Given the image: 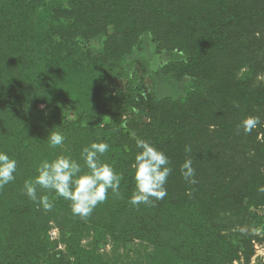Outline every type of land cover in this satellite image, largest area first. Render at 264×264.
I'll return each instance as SVG.
<instances>
[{
    "label": "rangeland",
    "instance_id": "1",
    "mask_svg": "<svg viewBox=\"0 0 264 264\" xmlns=\"http://www.w3.org/2000/svg\"><path fill=\"white\" fill-rule=\"evenodd\" d=\"M34 1L40 0H12L3 19L5 24L16 26L14 8L25 10L27 4ZM91 1L84 0V7ZM201 6L210 11L208 31L211 34L217 33V24H220L215 21L217 6L207 0ZM112 17L115 19L117 16ZM126 26L127 22L118 25V29L115 25L109 26V34H115ZM86 27L85 22L78 26L73 18L64 20L61 32L53 33L48 40L51 42L49 46L52 43H63L61 47L66 55L80 56L84 69L77 74L73 70L71 76L64 78L62 89L71 103L54 100L50 101L49 106L40 105L37 108L44 113V117L39 116V121L46 118L48 123L51 116L59 114L60 120L67 127L66 137L75 141L76 137L80 138L83 147H86L92 142H105L110 126V118L105 113L116 110L125 128V136L119 141L114 138V145L118 147L120 142L124 146L129 170H133L135 155L139 151L133 134L163 151L169 158L172 172L164 186L167 195L162 200L154 201L161 204L157 209L163 208L162 212L157 213L158 228L155 227L159 238H154L152 234L142 235L141 238L125 237L124 232H127L129 226H138V213L134 210L122 211L125 202L122 191L119 197L109 191L104 206L98 204L86 219L73 215L71 202L67 200L62 205L53 203L52 209L45 211L24 191L25 181L33 179L37 175L36 171L30 179L19 178L20 185L13 192L19 205L16 226L12 232L14 237L24 238V243L31 245L32 234L37 235L47 227L46 239L52 246L51 252L68 255L71 230H75L78 247L91 251L98 264H151L152 257L157 253V248H162L159 247L162 243L178 246L200 240L211 242L222 252H227L222 259L223 264H264V192L258 190L259 186H264V32L254 33L249 41L236 38L232 43L223 42L205 49L202 47L203 53L199 57L192 53L185 54L184 58L189 62L185 68L176 71L183 74L201 66V74H205L207 80L201 97L192 98L188 106H176L158 102L152 96L147 97L145 94L153 85L149 79L145 82L148 91L144 94L136 87L101 78L90 70L87 59L102 62L119 55L131 47L135 35L130 33L128 41L117 37L111 40L107 36H94ZM132 30L136 31L134 28ZM64 34L67 41L63 38ZM36 35L32 37L35 45L30 54L34 62L48 48L42 46L47 43V38ZM8 37L14 40L12 31ZM241 43L244 44L241 54L232 56ZM4 50L5 46L0 44V56H10L3 53ZM192 57L196 60L201 58L199 64L192 65ZM10 67L5 60L0 59L1 74H9ZM75 104L81 108L96 104L104 116L94 121H80ZM248 117H258L260 123L246 133L241 127V121ZM29 127L32 128V125ZM24 143L25 140L20 141V145ZM45 143L49 146L47 139L35 135L32 150L25 155L26 167L41 161ZM185 146H190L191 152H185ZM57 148L62 152L67 151L68 145L63 144ZM21 152L17 146L10 157H17ZM55 153L52 149V154ZM103 158L104 154L100 157L102 162ZM186 159L192 160V167L196 170V184L186 182L181 176L180 168ZM21 162L19 158L17 174L23 171ZM52 193L46 189H37L38 196ZM3 195L7 196L8 190ZM193 200L199 202L196 211L181 206ZM193 216L209 218L214 233L207 237L200 221L190 226ZM116 217H119L116 234L112 236L104 232L99 237L98 225L108 224ZM185 223L189 224L188 227H185ZM239 237L243 240V246L235 251L230 244ZM31 247L39 252L33 245Z\"/></svg>",
    "mask_w": 264,
    "mask_h": 264
},
{
    "label": "trees",
    "instance_id": "2",
    "mask_svg": "<svg viewBox=\"0 0 264 264\" xmlns=\"http://www.w3.org/2000/svg\"><path fill=\"white\" fill-rule=\"evenodd\" d=\"M203 1L93 0L87 2L84 7V0H40L27 4L25 10L15 7L17 24L13 26L5 24L3 20L12 0H0V44L5 46L3 53L10 55L0 56V59L11 66L9 74L0 73V151L10 156L18 146L22 154L10 158L16 161L21 158L23 170L19 174L16 173L14 181L0 189V264H98L91 251L78 247L75 242V230H71L68 255L51 252L52 246L46 239L47 227L37 235L32 234L33 242H30L38 253L31 245L24 243V238H16L12 233L19 214V205L13 193L20 185L19 178L30 179L42 161H51L58 155L70 156L81 164L83 162V144L80 138L76 137L75 141L66 137L67 127L60 120L59 114L51 116L48 123L46 118L40 121L38 118L44 117V113L37 108L40 105L49 106L50 101L54 100L71 103L62 89L64 78L71 76L73 70H76L77 74L84 69L83 59L80 56L66 55L61 47L64 46L63 43H52V46H49L51 42L48 40L52 38L53 33L61 32L64 20L72 18L78 26L85 22L87 30L90 29L94 36H107L111 40L117 37L128 41L132 33L131 35L135 36L129 49L102 62L87 59L88 68L101 78L124 82L126 86L136 87L144 94L148 91L145 82L149 79L153 85L145 94L147 97L152 96L161 103L188 106L192 98L201 97L207 79L205 74H201V66L183 74L176 71L178 68H185L189 62L185 60V54L192 53L193 56L199 57L203 53L202 47L205 49L223 42L232 43L236 38L249 41L254 33L264 32V0H207L217 6L215 21L220 24H217L219 28L215 34L208 31L207 22L211 20V16L210 11L201 6ZM115 15L117 17L113 19L112 16ZM126 22L125 28L115 34H109V26L115 25L118 29V25ZM131 28L136 31H131ZM11 31L14 37L12 41L8 37ZM36 34L47 38V43L42 46L48 48L34 62L30 54L35 45L32 37ZM63 38L67 41L65 34ZM55 46H58L57 49H53ZM241 49H244L243 43L234 50L232 56H239ZM200 59L192 57V65L199 64ZM75 106L80 121H94L104 116L96 104L85 108L78 104ZM105 115L110 118L109 136L105 140L110 147L102 160L122 176L120 191L125 194L122 211L134 210L138 213V226H129L124 235L141 238L142 235L152 234L154 238H159L155 227L159 219L157 213L162 212L163 208L157 209V206L161 205L157 203H154V206L141 204L138 207L128 203L135 190L133 170L127 168L128 155L124 146L120 142L118 147L114 145V138L119 141L125 136V128L116 110L108 111ZM30 124L32 128L29 127ZM52 130L63 133L64 144L68 145V150L62 152L55 148L53 150L57 153L52 154V149L45 143L41 151V161L26 167L25 155L32 150L35 135L47 139ZM21 140H25L23 146L20 145ZM7 190L8 195H3ZM46 195L54 204L64 203V199L57 198L55 193ZM104 203H101L100 207H103ZM181 206L194 212L199 208V202L188 201ZM200 209L203 210V207ZM209 220L205 216H193L190 226H195V223L200 221L207 237H210L215 229ZM118 221L119 217H116L108 224H99L97 235L101 237L105 232L114 236L118 231ZM185 224V227H188L189 224ZM230 245L237 251L243 246V240L239 237ZM159 247L162 248H157L151 264H223L222 259L227 255V252H222L211 242L201 240L185 242L178 246L162 243Z\"/></svg>",
    "mask_w": 264,
    "mask_h": 264
},
{
    "label": "clouds",
    "instance_id": "3",
    "mask_svg": "<svg viewBox=\"0 0 264 264\" xmlns=\"http://www.w3.org/2000/svg\"><path fill=\"white\" fill-rule=\"evenodd\" d=\"M260 123L258 117H248L241 121L244 132L249 133ZM133 139L139 151L135 155L132 165L135 190L128 203L138 207L141 204L154 206V201L162 200L166 195L165 184L172 172L169 158L163 151L156 149L148 141L133 134ZM51 149L63 146L65 137L59 131H51L47 137ZM105 142H92L83 147L81 159L83 165L70 156L58 155L55 159L42 161L36 168L37 175L25 181V194L45 211H50L53 202L47 195H37V189L42 188L55 193L57 198L70 201L72 214L86 219L98 204L108 199L109 191L120 196L122 176L114 168L100 160L109 150ZM185 152H191L190 146H185ZM84 169H87L85 171ZM17 161L0 151V189L15 180ZM183 179L196 184V170L192 167V160L186 159L180 168ZM258 190L264 192V186Z\"/></svg>",
    "mask_w": 264,
    "mask_h": 264
}]
</instances>
